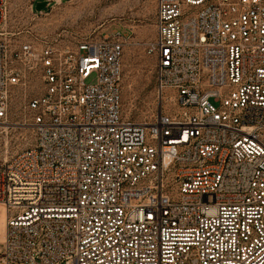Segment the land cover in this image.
Returning a JSON list of instances; mask_svg holds the SVG:
<instances>
[{
	"label": "built area",
	"instance_id": "1",
	"mask_svg": "<svg viewBox=\"0 0 264 264\" xmlns=\"http://www.w3.org/2000/svg\"><path fill=\"white\" fill-rule=\"evenodd\" d=\"M0 264H264V0H156L158 111L124 113L125 37L8 30Z\"/></svg>",
	"mask_w": 264,
	"mask_h": 264
},
{
	"label": "rangeland",
	"instance_id": "2",
	"mask_svg": "<svg viewBox=\"0 0 264 264\" xmlns=\"http://www.w3.org/2000/svg\"><path fill=\"white\" fill-rule=\"evenodd\" d=\"M8 30L34 35L62 34L66 41L87 37H125L122 99L124 113L134 121H149L158 111L156 60L147 51L155 36L156 0H8ZM46 2L42 6L40 3ZM22 109L12 102L8 129L0 128V161L29 146L32 127L21 120Z\"/></svg>",
	"mask_w": 264,
	"mask_h": 264
},
{
	"label": "bare ground",
	"instance_id": "3",
	"mask_svg": "<svg viewBox=\"0 0 264 264\" xmlns=\"http://www.w3.org/2000/svg\"><path fill=\"white\" fill-rule=\"evenodd\" d=\"M1 123H3V124H9V123L6 122V121L1 122ZM0 128H1V129H8V128H10V126H9V125H0Z\"/></svg>",
	"mask_w": 264,
	"mask_h": 264
},
{
	"label": "water",
	"instance_id": "4",
	"mask_svg": "<svg viewBox=\"0 0 264 264\" xmlns=\"http://www.w3.org/2000/svg\"><path fill=\"white\" fill-rule=\"evenodd\" d=\"M46 2H43V3H40L38 6H42V5H44Z\"/></svg>",
	"mask_w": 264,
	"mask_h": 264
}]
</instances>
